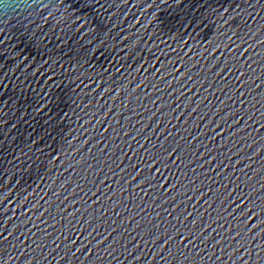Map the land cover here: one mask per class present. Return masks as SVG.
<instances>
[{
	"label": "water",
	"instance_id": "1",
	"mask_svg": "<svg viewBox=\"0 0 264 264\" xmlns=\"http://www.w3.org/2000/svg\"><path fill=\"white\" fill-rule=\"evenodd\" d=\"M0 264H264V0H0Z\"/></svg>",
	"mask_w": 264,
	"mask_h": 264
}]
</instances>
